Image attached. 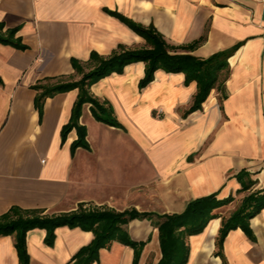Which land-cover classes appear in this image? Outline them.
Returning a JSON list of instances; mask_svg holds the SVG:
<instances>
[{
	"label": "crops",
	"instance_id": "0c3cea01",
	"mask_svg": "<svg viewBox=\"0 0 264 264\" xmlns=\"http://www.w3.org/2000/svg\"><path fill=\"white\" fill-rule=\"evenodd\" d=\"M107 10L142 25H153L174 45L194 44L206 58L241 44L229 58L228 97L214 89L203 108L186 115L197 91L183 73L158 70L142 90L145 64L132 63L91 86L107 101L121 127L98 121L86 103L79 123L88 147L79 146L76 129L62 142L78 90L50 97L40 116L35 107L40 80L79 75L71 60L86 64L91 52L109 56L120 45L145 46V40ZM0 23L18 28L20 49L0 43V214L12 206L61 214L88 206L117 211L136 208L158 214L181 213L189 201L218 193L235 200L216 210L228 215L246 193L235 175L246 169L264 189V0H0ZM239 199V200H238ZM238 200V201H237ZM218 221L215 231L209 229ZM221 218L190 236L186 264H264V209L226 236L221 256L216 237ZM130 237L147 241L139 264L161 258L157 229L148 219L126 225ZM27 233L30 264H73L94 238L91 231L56 229ZM0 264H19L14 236L0 237ZM93 264H134V249L118 241L102 248Z\"/></svg>",
	"mask_w": 264,
	"mask_h": 264
},
{
	"label": "trees",
	"instance_id": "16d2710c",
	"mask_svg": "<svg viewBox=\"0 0 264 264\" xmlns=\"http://www.w3.org/2000/svg\"><path fill=\"white\" fill-rule=\"evenodd\" d=\"M107 12L142 37L145 40V46L139 49H127L120 45L109 56H102L93 51L86 64L73 58L71 63L79 79L75 80L73 76L45 78L33 86L37 91L34 103L40 116L48 98L73 89L78 90L70 121L63 126L61 131L62 142H64L70 131L77 130L78 138L72 144V154L79 146L88 147L86 128L79 123L84 104L91 105L92 113L98 121L121 127L114 116L111 105L95 97L91 92V86L113 73H123L125 67L132 63L143 62L145 64L144 77L139 81L140 90L154 80L158 70L167 73H183L185 85L196 82L197 91L186 115L201 110L203 103L214 89L220 93V101L228 97L225 84L231 74L229 58L236 53L241 44L220 50L206 58H200L191 52L204 40V37L187 46L174 45L169 43L153 25L145 26L118 12L110 10ZM17 31L18 28L5 30V25L0 23V43L25 49L26 46L21 43L19 37H16ZM235 177L242 186L238 193L246 194L228 215L219 216L216 210L230 204L235 198L230 195L219 199L218 193L192 199L187 203L183 212L172 214L139 211L136 208L117 211L112 208L88 206L81 203L73 211L50 215L46 214L43 209H24L12 206L8 211L0 214V237L14 236L19 264H30L26 242L27 233L30 230L45 229V243L52 246L57 228L78 227L93 232L94 238L88 245L80 248L73 257V264L95 263L99 258L100 249L110 248L114 241L132 247L134 264H139L142 250L149 239L141 242L134 241L126 225L134 219H148L152 221L158 233L161 258L156 264H186L190 253V236L202 233L211 220L220 217L221 226L216 237L218 248L216 254L221 256L226 263L222 248L228 233L241 228L250 234V220L264 209V189H254L257 181L252 179L251 174L246 169H242Z\"/></svg>",
	"mask_w": 264,
	"mask_h": 264
},
{
	"label": "bare ground",
	"instance_id": "6f19581e",
	"mask_svg": "<svg viewBox=\"0 0 264 264\" xmlns=\"http://www.w3.org/2000/svg\"><path fill=\"white\" fill-rule=\"evenodd\" d=\"M217 223H218V221H213V222L210 224L209 229H211L212 232L215 231V228H216V226H217Z\"/></svg>",
	"mask_w": 264,
	"mask_h": 264
},
{
	"label": "rangeland",
	"instance_id": "374dc122",
	"mask_svg": "<svg viewBox=\"0 0 264 264\" xmlns=\"http://www.w3.org/2000/svg\"><path fill=\"white\" fill-rule=\"evenodd\" d=\"M241 199H242V198H241ZM238 200H239V199H238ZM238 200H237V201H238Z\"/></svg>",
	"mask_w": 264,
	"mask_h": 264
}]
</instances>
